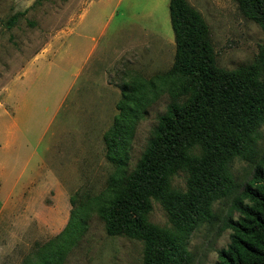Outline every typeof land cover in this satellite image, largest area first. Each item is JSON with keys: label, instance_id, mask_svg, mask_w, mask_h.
I'll return each mask as SVG.
<instances>
[{"label": "rangeland", "instance_id": "rangeland-1", "mask_svg": "<svg viewBox=\"0 0 264 264\" xmlns=\"http://www.w3.org/2000/svg\"><path fill=\"white\" fill-rule=\"evenodd\" d=\"M187 1L208 24L220 67L255 60L264 30L238 1ZM169 3L0 0V264H144L143 242L107 234L101 212L184 84L169 74ZM263 155L264 123L254 155L230 164L234 190L184 240L190 264H214L228 245L233 199ZM174 185L185 190L184 172ZM149 220L170 225L157 201Z\"/></svg>", "mask_w": 264, "mask_h": 264}, {"label": "trees", "instance_id": "trees-1", "mask_svg": "<svg viewBox=\"0 0 264 264\" xmlns=\"http://www.w3.org/2000/svg\"><path fill=\"white\" fill-rule=\"evenodd\" d=\"M236 1L264 30V0ZM169 10L176 43L169 74L184 84L101 212L107 234L143 242L144 264H190L184 240L200 220L211 221L213 200L234 190L230 164L240 155H254L264 123V42L252 63L220 67L202 15L187 0H170ZM116 142L117 136L111 138L109 147L114 150ZM181 172L185 190L174 185ZM155 201L165 209L169 226L149 220ZM227 226L230 241L214 264H264V155L234 197Z\"/></svg>", "mask_w": 264, "mask_h": 264}]
</instances>
